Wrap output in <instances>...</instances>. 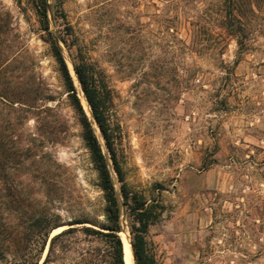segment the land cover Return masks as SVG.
<instances>
[{
    "label": "rangeland",
    "instance_id": "rangeland-1",
    "mask_svg": "<svg viewBox=\"0 0 264 264\" xmlns=\"http://www.w3.org/2000/svg\"><path fill=\"white\" fill-rule=\"evenodd\" d=\"M46 3L90 119L73 61L111 92L124 182L162 206L146 233L156 264H264V0ZM36 4L0 0V264H109L84 231L105 202ZM120 223L123 243L124 206Z\"/></svg>",
    "mask_w": 264,
    "mask_h": 264
},
{
    "label": "trees",
    "instance_id": "trees-1",
    "mask_svg": "<svg viewBox=\"0 0 264 264\" xmlns=\"http://www.w3.org/2000/svg\"><path fill=\"white\" fill-rule=\"evenodd\" d=\"M46 4V0H37L35 8L43 30L47 31L49 35L48 42L57 65V71L67 92L70 105L74 109L80 123L82 139L97 172L98 187L102 191L105 202L103 210L105 221L98 225L99 230L90 226H85L84 231L86 234L101 235L103 242L107 246L109 264H125L123 243L119 235L121 231V206H124L127 215L131 219L129 234L134 263L156 264L154 256L149 253L147 249L146 233L149 226L157 220L162 206L156 200L147 201L140 192L132 190L124 182L114 149L117 136L108 119L111 92L103 78L91 63L86 62L81 57L73 61V69L79 87L88 105L91 115L90 119L83 109L79 96L77 95V90L65 62L61 47L57 39L48 30ZM239 5L240 3L238 1H234L233 10L238 8ZM60 39L62 42H66L63 38ZM93 123L96 124L100 136L103 139L104 146L109 154L108 158H106L102 151L101 143L93 128ZM109 161L120 183L119 192H117L114 187V182L109 170ZM2 165V159L0 157V168ZM85 222L86 221H80L78 223ZM66 232L67 231H61L53 238ZM46 237H48V233ZM0 255H2L1 247Z\"/></svg>",
    "mask_w": 264,
    "mask_h": 264
},
{
    "label": "bare ground",
    "instance_id": "bare-ground-1",
    "mask_svg": "<svg viewBox=\"0 0 264 264\" xmlns=\"http://www.w3.org/2000/svg\"><path fill=\"white\" fill-rule=\"evenodd\" d=\"M130 240H128L127 238H124L123 240V249H124V259L126 258V254L131 253V249H130ZM131 255H128V258L130 259ZM131 264H133L132 260H131Z\"/></svg>",
    "mask_w": 264,
    "mask_h": 264
},
{
    "label": "water",
    "instance_id": "water-1",
    "mask_svg": "<svg viewBox=\"0 0 264 264\" xmlns=\"http://www.w3.org/2000/svg\"><path fill=\"white\" fill-rule=\"evenodd\" d=\"M129 243H130V242H129ZM130 249H131V244H130ZM131 256H132L133 264H135V263H134V259H133V255H132V251H131Z\"/></svg>",
    "mask_w": 264,
    "mask_h": 264
}]
</instances>
